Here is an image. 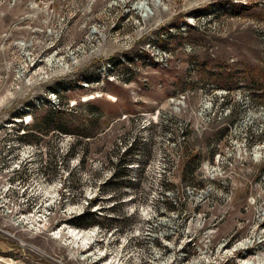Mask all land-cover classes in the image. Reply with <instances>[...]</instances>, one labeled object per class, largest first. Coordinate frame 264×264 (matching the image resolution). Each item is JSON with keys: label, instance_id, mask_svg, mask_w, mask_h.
<instances>
[{"label": "rangeland", "instance_id": "374dc122", "mask_svg": "<svg viewBox=\"0 0 264 264\" xmlns=\"http://www.w3.org/2000/svg\"><path fill=\"white\" fill-rule=\"evenodd\" d=\"M260 72L264 0H0V264H264Z\"/></svg>", "mask_w": 264, "mask_h": 264}, {"label": "trees", "instance_id": "16d2710c", "mask_svg": "<svg viewBox=\"0 0 264 264\" xmlns=\"http://www.w3.org/2000/svg\"><path fill=\"white\" fill-rule=\"evenodd\" d=\"M208 64H213L212 59L209 58ZM202 64V63H201ZM224 72V71H223ZM219 72L216 74V86H218L219 88H226L228 87L229 83L231 81H235V76L232 73H228V72ZM256 76V77H254ZM245 82L247 85H249V87H251V89L253 91L258 92L261 95H264V72H260L258 75L253 74L251 75L248 79H245ZM60 131H62L63 133H68L64 128H56ZM127 150V149H126ZM125 150V151H126ZM128 152V150H127ZM118 173L116 172V170L114 169V174L112 176L113 179H115L117 177ZM92 215V212H90L88 209L86 210V212H83L81 215H79V219L81 218H85L87 216Z\"/></svg>", "mask_w": 264, "mask_h": 264}, {"label": "bare ground", "instance_id": "6f19581e", "mask_svg": "<svg viewBox=\"0 0 264 264\" xmlns=\"http://www.w3.org/2000/svg\"><path fill=\"white\" fill-rule=\"evenodd\" d=\"M73 232V236L78 240V239H84V240H87L91 237V234L90 233H82V232H75V231H72Z\"/></svg>", "mask_w": 264, "mask_h": 264}, {"label": "built area", "instance_id": "2783aa9c", "mask_svg": "<svg viewBox=\"0 0 264 264\" xmlns=\"http://www.w3.org/2000/svg\"><path fill=\"white\" fill-rule=\"evenodd\" d=\"M6 189L8 190L9 188H6ZM7 190H6V191H7Z\"/></svg>", "mask_w": 264, "mask_h": 264}]
</instances>
